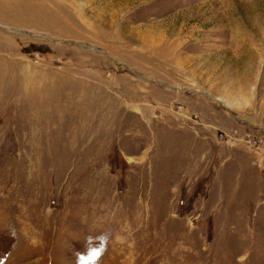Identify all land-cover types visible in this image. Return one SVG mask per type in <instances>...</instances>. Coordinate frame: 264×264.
<instances>
[{
	"label": "rangeland",
	"instance_id": "obj_1",
	"mask_svg": "<svg viewBox=\"0 0 264 264\" xmlns=\"http://www.w3.org/2000/svg\"><path fill=\"white\" fill-rule=\"evenodd\" d=\"M97 248L264 264V0H0V256Z\"/></svg>",
	"mask_w": 264,
	"mask_h": 264
},
{
	"label": "clouds",
	"instance_id": "obj_2",
	"mask_svg": "<svg viewBox=\"0 0 264 264\" xmlns=\"http://www.w3.org/2000/svg\"><path fill=\"white\" fill-rule=\"evenodd\" d=\"M105 235L107 236V234ZM86 249H87V240H86ZM102 255H103V251L98 248L92 249L91 251L86 250L85 253L77 254L76 264H100V259ZM0 260H3V264H7V260H4L3 256H0Z\"/></svg>",
	"mask_w": 264,
	"mask_h": 264
}]
</instances>
